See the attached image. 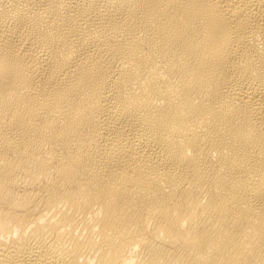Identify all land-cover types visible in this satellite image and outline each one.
Masks as SVG:
<instances>
[{
	"label": "bare ground",
	"instance_id": "bare-ground-1",
	"mask_svg": "<svg viewBox=\"0 0 264 264\" xmlns=\"http://www.w3.org/2000/svg\"><path fill=\"white\" fill-rule=\"evenodd\" d=\"M0 264H264V0H0Z\"/></svg>",
	"mask_w": 264,
	"mask_h": 264
}]
</instances>
